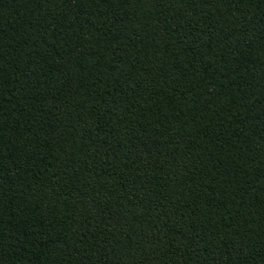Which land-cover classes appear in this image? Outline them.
Here are the masks:
<instances>
[{"label":"trees","instance_id":"obj_1","mask_svg":"<svg viewBox=\"0 0 264 264\" xmlns=\"http://www.w3.org/2000/svg\"><path fill=\"white\" fill-rule=\"evenodd\" d=\"M0 264H264V0H0Z\"/></svg>","mask_w":264,"mask_h":264}]
</instances>
